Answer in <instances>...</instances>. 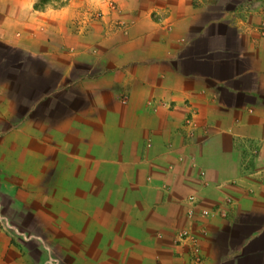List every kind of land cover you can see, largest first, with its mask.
<instances>
[{
	"label": "crops",
	"instance_id": "obj_1",
	"mask_svg": "<svg viewBox=\"0 0 264 264\" xmlns=\"http://www.w3.org/2000/svg\"><path fill=\"white\" fill-rule=\"evenodd\" d=\"M262 12L0 0V264H264Z\"/></svg>",
	"mask_w": 264,
	"mask_h": 264
},
{
	"label": "built area",
	"instance_id": "obj_2",
	"mask_svg": "<svg viewBox=\"0 0 264 264\" xmlns=\"http://www.w3.org/2000/svg\"><path fill=\"white\" fill-rule=\"evenodd\" d=\"M263 13V12H262ZM97 16H101V13H98ZM262 34H264V13L262 14ZM189 201L191 202L190 207L188 208V215L193 214L194 212V208H195V203H196V198L195 196H190L189 197ZM225 205L223 206V209H227V207L231 204V200L229 198H226L225 201ZM4 227L6 229H8L9 231H11L15 236H21V237H25L24 235H22L21 231L19 230L18 227L9 224V222H5L4 223ZM178 240L176 242V246L179 245H183L185 242H187L188 244V252H189V262L190 264H201L204 260V257L201 253L200 250V246L198 244V241L196 240L195 235L192 232L189 231H181L180 233H178V238L176 239ZM61 263V258L57 255L51 254L50 257L47 259L46 264H60Z\"/></svg>",
	"mask_w": 264,
	"mask_h": 264
}]
</instances>
